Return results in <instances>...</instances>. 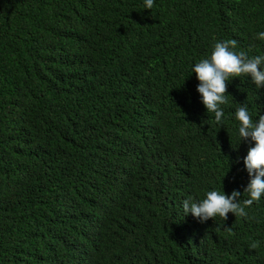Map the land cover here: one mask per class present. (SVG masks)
Listing matches in <instances>:
<instances>
[{
	"label": "trees",
	"instance_id": "16d2710c",
	"mask_svg": "<svg viewBox=\"0 0 264 264\" xmlns=\"http://www.w3.org/2000/svg\"><path fill=\"white\" fill-rule=\"evenodd\" d=\"M261 31L264 0H0V264H264V196L248 218L176 214L247 198L235 111L257 120L264 87L231 79L221 126L192 68L225 39L264 55Z\"/></svg>",
	"mask_w": 264,
	"mask_h": 264
},
{
	"label": "clouds",
	"instance_id": "9594fccd",
	"mask_svg": "<svg viewBox=\"0 0 264 264\" xmlns=\"http://www.w3.org/2000/svg\"><path fill=\"white\" fill-rule=\"evenodd\" d=\"M153 7L154 0H144V9H153ZM256 38L264 40V31L257 33ZM237 47L238 41L235 39L217 41L213 45L211 55L201 59L192 68V72H195L199 80L197 91L201 94L202 103L208 113L214 114L215 122L221 126L225 118L222 106L228 104V82L231 79L250 76L257 89L264 87V55L249 56L243 50L237 51ZM142 118L147 119L149 135L157 136L153 127L154 123L160 126L161 119L154 118L151 112L143 113ZM235 119L239 121V143L242 141H248L250 144L255 142L244 158L250 176V182L243 191V194H247V198L241 200V192L235 189L230 195L224 190H211L206 193V198L199 201L189 197L183 201V208L176 213L184 223L193 224L198 219L206 222L209 219L215 220L217 216L226 221L229 213H233L237 218H248L246 208L259 203L261 197L264 196V114L259 115L254 121L247 104H242L235 111ZM203 143L206 144V141L203 140ZM201 157L204 161L211 159L208 154ZM213 162H220L221 169L226 159L215 155L212 158ZM204 167L207 166L204 165ZM183 174L189 179L197 178L196 173L193 172L185 171ZM168 199L171 201L172 197L169 196ZM258 247V241L249 244V249L255 250Z\"/></svg>",
	"mask_w": 264,
	"mask_h": 264
}]
</instances>
